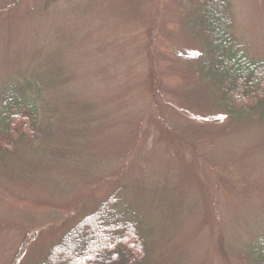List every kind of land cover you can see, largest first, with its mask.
<instances>
[{"label": "rangeland", "instance_id": "obj_1", "mask_svg": "<svg viewBox=\"0 0 264 264\" xmlns=\"http://www.w3.org/2000/svg\"><path fill=\"white\" fill-rule=\"evenodd\" d=\"M15 1L0 0V86H41L53 135L0 160V264L39 263L115 189L146 212L152 264H251L264 121L228 115L203 80L187 0ZM230 5L238 41L264 57V0Z\"/></svg>", "mask_w": 264, "mask_h": 264}, {"label": "trees", "instance_id": "obj_2", "mask_svg": "<svg viewBox=\"0 0 264 264\" xmlns=\"http://www.w3.org/2000/svg\"><path fill=\"white\" fill-rule=\"evenodd\" d=\"M187 3V31L203 45L196 65L203 67V80L219 92L228 115L264 121V57H252L232 31L230 0ZM57 74L54 69L40 79L50 85L57 82ZM40 89L31 79L0 86V160L8 154H38L51 139L53 130L41 121ZM120 191L115 189L71 225L37 264H152L146 212L122 199ZM242 255L244 260L251 258V264H264V235Z\"/></svg>", "mask_w": 264, "mask_h": 264}]
</instances>
